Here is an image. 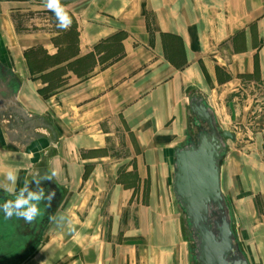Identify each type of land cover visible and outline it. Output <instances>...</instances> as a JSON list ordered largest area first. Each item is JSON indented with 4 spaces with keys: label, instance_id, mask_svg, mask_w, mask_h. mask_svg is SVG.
<instances>
[{
    "label": "crops",
    "instance_id": "0c3cea01",
    "mask_svg": "<svg viewBox=\"0 0 264 264\" xmlns=\"http://www.w3.org/2000/svg\"><path fill=\"white\" fill-rule=\"evenodd\" d=\"M37 4L46 6L28 8ZM63 7L66 30L47 7L26 22L0 0V68L12 81L0 82V183L9 166L19 169L17 191L55 170L60 192L37 244L14 264H189L169 186V151L189 132L186 91L207 97L222 128L223 94L244 79L264 85V0ZM234 133L222 191L233 227L249 221L252 254L236 235L250 263L264 264V119ZM60 214L71 230L57 225Z\"/></svg>",
    "mask_w": 264,
    "mask_h": 264
},
{
    "label": "water",
    "instance_id": "95a60500",
    "mask_svg": "<svg viewBox=\"0 0 264 264\" xmlns=\"http://www.w3.org/2000/svg\"><path fill=\"white\" fill-rule=\"evenodd\" d=\"M29 1L46 4V0ZM186 95L189 132L185 142L169 151V186L189 234V264H251L234 231L221 186L223 162L236 135L220 128L205 95L194 89H187ZM184 231L181 226L182 236Z\"/></svg>",
    "mask_w": 264,
    "mask_h": 264
},
{
    "label": "rangeland",
    "instance_id": "374dc122",
    "mask_svg": "<svg viewBox=\"0 0 264 264\" xmlns=\"http://www.w3.org/2000/svg\"><path fill=\"white\" fill-rule=\"evenodd\" d=\"M4 1V5L6 9H10V7H15L19 9L21 12V15L25 16V19L28 21L27 15L36 14L39 13L42 8L46 7L43 5H36L38 7L37 9H31L28 8L30 4H33V1L29 0H2ZM20 22V27H22V20H18ZM35 22H30V25L33 26ZM33 29H37L36 26L31 27ZM24 29H28V27H25ZM217 108L220 109L221 113H223V117H226L229 121L227 122V126H222L224 130L229 131H238L242 135L243 131L246 129H251L253 127H257L258 124L264 119V85L260 83L257 80H250V79H244L238 88V91L232 92L229 94H223L222 98L217 101ZM231 118H236L237 122L233 125L230 123ZM241 136V135H240ZM247 138V137H244ZM146 186L143 187V193L146 192ZM175 204V203H174ZM133 215L135 216L134 212ZM180 224L182 226L183 231L185 230L182 225L183 218L180 217ZM134 220V219H133ZM134 222V221H133ZM246 227L249 224V221L243 222ZM244 225V226H245ZM244 226L242 227H234V230L236 228L235 233L238 234V236L242 239V242L244 243V246L248 248L247 252L249 254H252V245H251V235L249 233V228L246 229ZM184 241L186 242L187 246L191 248L190 240H189V234L187 230L183 232ZM191 255V254H190ZM251 260L253 261L252 264H261V263H255L254 258L251 257ZM191 264V263H190Z\"/></svg>",
    "mask_w": 264,
    "mask_h": 264
},
{
    "label": "clouds",
    "instance_id": "9594fccd",
    "mask_svg": "<svg viewBox=\"0 0 264 264\" xmlns=\"http://www.w3.org/2000/svg\"><path fill=\"white\" fill-rule=\"evenodd\" d=\"M46 7L54 13L58 28L66 30L70 27L72 18L63 7L61 0H46ZM56 176L55 170L44 174L37 171L31 177V182L36 185V188L31 189L29 187L30 180H26L17 191L19 169L15 166H9L4 176L6 183H0V189L14 196V199L0 203V214H3L7 219L15 217L19 220L23 219L27 224L33 223L41 215L42 202H50L55 196V192L51 191L46 195L41 183L45 180H55ZM55 219L58 226L68 225L69 230H71V221L65 215L60 214Z\"/></svg>",
    "mask_w": 264,
    "mask_h": 264
},
{
    "label": "flooded vegetation",
    "instance_id": "af4514ba",
    "mask_svg": "<svg viewBox=\"0 0 264 264\" xmlns=\"http://www.w3.org/2000/svg\"><path fill=\"white\" fill-rule=\"evenodd\" d=\"M1 80L7 82L4 85H12L11 75L3 67L0 68V82ZM29 187L34 190L36 185L30 180ZM41 187L46 195L51 191L55 192V196L50 202H42L41 215L33 223L27 224L23 219L15 217L7 219L0 214V264L19 262L28 256L37 244L39 234L54 212L60 195L59 189L50 180L42 181ZM11 199H14V196L0 189V203Z\"/></svg>",
    "mask_w": 264,
    "mask_h": 264
},
{
    "label": "trees",
    "instance_id": "16d2710c",
    "mask_svg": "<svg viewBox=\"0 0 264 264\" xmlns=\"http://www.w3.org/2000/svg\"><path fill=\"white\" fill-rule=\"evenodd\" d=\"M31 67V66H30ZM33 68V67H32Z\"/></svg>",
    "mask_w": 264,
    "mask_h": 264
}]
</instances>
